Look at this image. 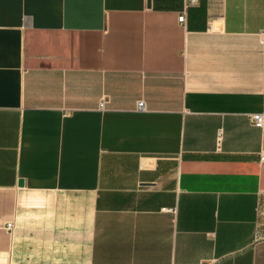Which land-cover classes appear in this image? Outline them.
I'll return each mask as SVG.
<instances>
[{"label":"crops","instance_id":"0c3cea01","mask_svg":"<svg viewBox=\"0 0 264 264\" xmlns=\"http://www.w3.org/2000/svg\"><path fill=\"white\" fill-rule=\"evenodd\" d=\"M253 114L264 0H0V264H264Z\"/></svg>","mask_w":264,"mask_h":264},{"label":"built area","instance_id":"2783aa9c","mask_svg":"<svg viewBox=\"0 0 264 264\" xmlns=\"http://www.w3.org/2000/svg\"><path fill=\"white\" fill-rule=\"evenodd\" d=\"M191 3H196L197 0H190ZM178 22L179 23H183L184 22V15L178 17ZM104 103L100 102L99 103V108L103 109ZM137 108L138 110H144V103L143 102H138L137 104ZM250 120L252 121V123L257 126V127H262L264 124V119H263V115L262 114H253L250 116ZM260 159H263V155H260Z\"/></svg>","mask_w":264,"mask_h":264},{"label":"water","instance_id":"95a60500","mask_svg":"<svg viewBox=\"0 0 264 264\" xmlns=\"http://www.w3.org/2000/svg\"><path fill=\"white\" fill-rule=\"evenodd\" d=\"M19 186H22V181H19Z\"/></svg>","mask_w":264,"mask_h":264}]
</instances>
